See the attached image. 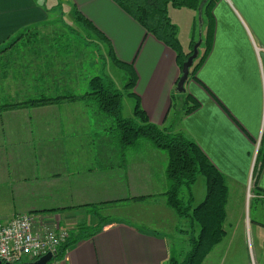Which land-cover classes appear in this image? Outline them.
Returning <instances> with one entry per match:
<instances>
[{
    "label": "crops",
    "instance_id": "0c3cea01",
    "mask_svg": "<svg viewBox=\"0 0 264 264\" xmlns=\"http://www.w3.org/2000/svg\"><path fill=\"white\" fill-rule=\"evenodd\" d=\"M68 2L73 12L105 37L115 58L132 67L136 75L132 93L139 98L149 122L171 133L181 132L222 174L228 191L226 222L232 193L238 192L243 206V194L254 174L256 148L264 140V0H218L212 11L209 54L195 81L189 77L180 94L175 92L180 70L171 49L147 34L111 0ZM50 15L51 10L39 0H0V55L12 51L18 58L9 61V67L21 68L14 80L19 89L0 95V105L36 94L79 96L87 90L90 76L86 73L74 75L68 84L76 85L70 88L62 79L57 81L39 67L31 71L28 66L32 64L28 49L34 47L32 41L21 42ZM168 16L184 52L190 51L194 35L202 41L203 28L196 23L194 12L168 8ZM56 44L63 52L65 47ZM43 48L40 44L33 56L41 58ZM0 68L6 64L0 63ZM172 98L177 102L175 111L171 110ZM186 98L192 99L197 109L182 115ZM73 103L64 100L0 111V222L30 214L41 223L59 222L71 230L87 222L83 209L71 207L141 195L163 199L166 155L145 142L120 150L105 132L108 120L81 101ZM135 164L142 173L138 179L132 170ZM100 178L104 189L97 184ZM197 182L191 187L193 206L205 197L204 192L197 202ZM255 187L264 192V165ZM258 197L264 198V194ZM159 205L151 226L143 220L112 224L69 248L62 260L49 264H171L168 235L157 226L173 227L179 219L164 203ZM160 214L166 216L164 220Z\"/></svg>",
    "mask_w": 264,
    "mask_h": 264
},
{
    "label": "trees",
    "instance_id": "16d2710c",
    "mask_svg": "<svg viewBox=\"0 0 264 264\" xmlns=\"http://www.w3.org/2000/svg\"><path fill=\"white\" fill-rule=\"evenodd\" d=\"M127 16L140 25L147 34L171 49L176 58V63L181 71L183 63L192 53V48L198 40L195 35L190 41V51L184 52L177 38V29L171 23L168 16V8L187 9L196 14V23L203 28L202 41L200 45L201 53L193 63L189 72V77H194L205 58L209 54L213 36V16L212 11L218 0H111ZM79 22L83 23L86 29L100 38L107 41L105 37L94 26L83 18L79 13H75ZM195 23V28H196ZM108 44V41H107ZM100 55V54H99ZM110 61L114 66L123 72L129 79L123 86L129 90L127 96L134 98L132 116L123 118L122 98L124 95L115 88L112 80L106 74H100L88 78L87 90L77 96L74 94H61L60 96L34 95L25 97L22 101H6L0 105V111L17 108H38L52 105L60 101H81L85 106L95 109L97 114L108 120L109 137L115 142L120 150H130L136 148L140 142L149 144L152 148L164 153L167 163L164 170L167 190L164 193L166 205L177 218L188 220L190 223L189 251L181 262L171 259V264H201L206 255L214 246L219 244L225 236L223 224L226 219L225 206L227 203V187L222 174L209 162L207 157L200 151L197 145L185 137L181 132L171 133L148 121L147 116L141 109L139 99L132 94L136 82V75L130 65L118 61L112 50L109 51ZM104 66V59L102 58ZM128 81V82H127ZM190 98V97H187ZM186 98V99H187ZM187 104L191 106L186 110V114L197 109V104L192 99H187ZM185 114V115H186ZM259 158V168L252 177L253 198H259L264 192L256 188V179L264 165V140L260 141L257 149L256 161ZM201 176L205 185V197L197 206H193L191 187ZM264 200V198H259ZM258 199V200H259ZM257 201V200H256ZM91 206V205H90ZM98 210L95 205L90 207ZM88 211L87 213H89ZM90 214V213H89ZM98 222L93 225H79L70 231L68 238L58 247L53 261L62 260L67 250L81 241L91 239L100 232L109 219L103 220L97 217Z\"/></svg>",
    "mask_w": 264,
    "mask_h": 264
},
{
    "label": "rangeland",
    "instance_id": "374dc122",
    "mask_svg": "<svg viewBox=\"0 0 264 264\" xmlns=\"http://www.w3.org/2000/svg\"><path fill=\"white\" fill-rule=\"evenodd\" d=\"M39 1H41L48 10H51L52 15L49 16L44 24L36 26L38 28L37 31L31 32L29 36L26 35L21 42V45H25L26 43H30L29 41H32L34 47L28 49L30 52V63H32L28 65L30 70L35 71V68L39 67V71H44L47 75L52 76L53 79H57V81L62 79V83L66 84V86H70V88H73L76 85V82L68 84L69 81H73L74 75L81 77V74L85 75L86 73V77H91V75L98 76L99 73L106 74L112 78L117 88L121 87L118 88V90L124 95L122 98L123 118L131 116L135 101L133 97L127 96L129 90H125L123 87L126 80L129 79V76L126 77L125 80L123 72L116 68L113 62L108 59L109 51L111 50L109 43L107 44V41L105 42L103 39L100 40L98 36L92 33L89 29H86L83 23L79 22L78 18L73 14L71 2H68L69 0ZM56 42L65 47L62 49L64 50L63 52H60V46L57 48L53 45L56 44ZM40 44L44 47V50L40 51L41 58L36 55L33 56L32 54L34 50L39 49ZM49 45H52L51 47L53 48H48ZM22 51L24 50L22 49ZM12 54V51H6L0 55V63L4 62L6 64V68H0V95L2 97H5L4 95L9 91L12 92L20 87L19 84L14 82V80L17 79L21 68L16 70L15 67H9L11 64L8 63L13 59L17 60L18 58ZM102 58L104 59V66ZM35 63L36 66L33 67ZM47 65H49L50 68H48ZM68 70L70 72L65 73L68 72ZM189 79L195 81L193 76ZM77 100H71L70 102L77 104V102H80ZM190 106L191 105L186 102L184 104L182 103V115L186 114L185 111H188V107ZM176 109L177 102L172 98L171 110L175 111ZM95 118L98 117L95 116ZM95 123L96 120H94V124ZM109 126L110 124L108 127H105V132L108 135ZM256 154L257 153H255L254 173L259 168V158H257L256 161ZM134 167L135 168H132V170L134 171V176L138 179L142 173L139 170V166H136L135 164ZM97 175L99 176V174ZM102 180L100 178L98 180L100 182L97 184L100 183L99 186L104 189ZM140 183L143 184L144 182ZM253 189V181L250 179L247 189H245V193L243 194V199L245 198V200H243V206L240 205L237 191V193H232V195H230L231 202L227 208V220L224 222L225 224H223L225 236L219 244L212 248L201 264H264V200H254ZM198 190L201 192H198ZM204 192V181L203 178L199 176L195 187V194L198 196L197 202H201ZM199 193L201 194L200 197ZM154 198L156 197L151 195L131 196L120 200L98 201L91 204H82L76 207H71L70 210L83 209V211L86 212L84 218L87 222H84L83 225H95L98 222V217V219L102 218L103 220H110L107 221V224L104 227L119 222L137 224L140 223L141 220H143L144 225L148 226L157 217L159 212L157 210H159L158 208L160 206L159 204L164 203L168 208L164 194L162 195V200H155ZM161 201L163 202L161 203ZM92 205H95L97 210L99 209L96 215L95 211L90 208ZM196 205L197 203L194 206ZM168 210L173 212L170 208H168ZM88 211H90V214L87 213ZM24 215L27 214H17L12 218ZM161 217L162 220H164L163 217L166 216L161 215ZM178 221L179 222L173 227L166 226L163 223L160 226H157L159 231L167 233L168 235L167 238L171 251V258H169L170 263L172 257L177 262H181L190 249L187 241L189 237L183 235L184 233L187 234L189 232L190 223L188 220L179 219ZM35 224H38L35 225L36 228L40 227L39 220H35ZM56 225L59 228L66 230L68 236L70 231L75 228L74 227L71 230L64 227L62 228L59 222L49 223L47 226H53V229H55Z\"/></svg>",
    "mask_w": 264,
    "mask_h": 264
},
{
    "label": "built area",
    "instance_id": "2783aa9c",
    "mask_svg": "<svg viewBox=\"0 0 264 264\" xmlns=\"http://www.w3.org/2000/svg\"><path fill=\"white\" fill-rule=\"evenodd\" d=\"M258 147V146H257ZM30 214L0 222V262L24 264L46 254L55 256L58 247L68 238V232L40 222Z\"/></svg>",
    "mask_w": 264,
    "mask_h": 264
},
{
    "label": "water",
    "instance_id": "95a60500",
    "mask_svg": "<svg viewBox=\"0 0 264 264\" xmlns=\"http://www.w3.org/2000/svg\"><path fill=\"white\" fill-rule=\"evenodd\" d=\"M200 45H201V38H199L197 40V42L195 43V45L192 48L191 55L187 58V60L182 65V68L180 71V77H179V79L176 83V87H175V92L178 94L184 93V91H185L184 85L189 78L190 69L192 68L193 63L198 56V50H199ZM257 149L258 148H256V150ZM52 260H53V256L51 254H46L45 256L39 258L36 261L28 262V263H24V264H49ZM0 264H1V262H0Z\"/></svg>",
    "mask_w": 264,
    "mask_h": 264
}]
</instances>
